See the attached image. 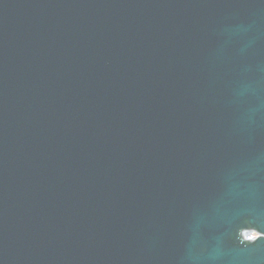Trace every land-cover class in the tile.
<instances>
[{
  "label": "water",
  "instance_id": "1",
  "mask_svg": "<svg viewBox=\"0 0 264 264\" xmlns=\"http://www.w3.org/2000/svg\"><path fill=\"white\" fill-rule=\"evenodd\" d=\"M0 264H264V0H0Z\"/></svg>",
  "mask_w": 264,
  "mask_h": 264
},
{
  "label": "clouds",
  "instance_id": "2",
  "mask_svg": "<svg viewBox=\"0 0 264 264\" xmlns=\"http://www.w3.org/2000/svg\"><path fill=\"white\" fill-rule=\"evenodd\" d=\"M258 235H260V234L259 233H253L252 235L245 234L244 236H245L246 240L254 241Z\"/></svg>",
  "mask_w": 264,
  "mask_h": 264
}]
</instances>
